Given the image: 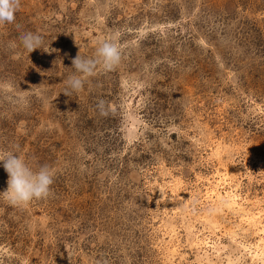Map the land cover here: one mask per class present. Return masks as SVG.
Listing matches in <instances>:
<instances>
[{
  "label": "rangeland",
  "instance_id": "rangeland-1",
  "mask_svg": "<svg viewBox=\"0 0 264 264\" xmlns=\"http://www.w3.org/2000/svg\"><path fill=\"white\" fill-rule=\"evenodd\" d=\"M104 40L121 63L67 89ZM9 150L54 182L0 195V264H264V0H21L0 28Z\"/></svg>",
  "mask_w": 264,
  "mask_h": 264
},
{
  "label": "clouds",
  "instance_id": "clouds-1",
  "mask_svg": "<svg viewBox=\"0 0 264 264\" xmlns=\"http://www.w3.org/2000/svg\"><path fill=\"white\" fill-rule=\"evenodd\" d=\"M21 7V0H0V28L14 23L15 14ZM23 48L31 53L42 47L43 40L39 34L28 32L20 37ZM122 60V50L112 40L100 42L92 58H83L78 55L72 60V68L75 72L67 79V89L79 92L88 77L96 74V69L101 67L105 72L114 70ZM70 95L66 90L64 92ZM97 108L101 115H107L105 101L99 100ZM18 149V145L14 146ZM0 162L8 174L7 189L0 192V195L13 206H24L33 200H42L51 194V185L54 180V173L47 165L38 169L31 168L25 159L21 158L18 151L0 152Z\"/></svg>",
  "mask_w": 264,
  "mask_h": 264
},
{
  "label": "bare ground",
  "instance_id": "bare-ground-1",
  "mask_svg": "<svg viewBox=\"0 0 264 264\" xmlns=\"http://www.w3.org/2000/svg\"><path fill=\"white\" fill-rule=\"evenodd\" d=\"M231 197V196H230Z\"/></svg>",
  "mask_w": 264,
  "mask_h": 264
}]
</instances>
